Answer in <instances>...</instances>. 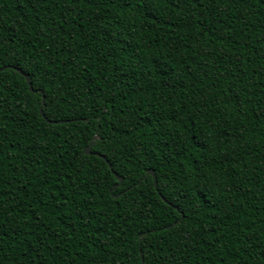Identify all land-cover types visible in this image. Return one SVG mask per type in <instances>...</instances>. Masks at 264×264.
<instances>
[{
	"label": "trees",
	"instance_id": "1",
	"mask_svg": "<svg viewBox=\"0 0 264 264\" xmlns=\"http://www.w3.org/2000/svg\"><path fill=\"white\" fill-rule=\"evenodd\" d=\"M6 66L0 264H264V0H0Z\"/></svg>",
	"mask_w": 264,
	"mask_h": 264
},
{
	"label": "water",
	"instance_id": "2",
	"mask_svg": "<svg viewBox=\"0 0 264 264\" xmlns=\"http://www.w3.org/2000/svg\"><path fill=\"white\" fill-rule=\"evenodd\" d=\"M5 68H13V69H15V70H17L18 72H20V73L23 74V72H22L21 69H19V68H15V67H11V66H6V67L2 68V69L0 70V74H1V71H3ZM24 76H25V78H26V80H27V82H28V84H29V86H30V90L33 91V87H32V85H31L30 78L28 77L27 74H24ZM41 113H42V115L44 116L42 109H41ZM48 122H49V123H57L56 121H51V120H48ZM85 153L88 154V155L93 154V152L91 151V146H88V147L85 149ZM94 154L97 155V156H99V157H101V158H103V159L107 162V164H108V166L110 167V169H112L111 164L108 162V160H107L103 155L98 154V153H94ZM114 174H115L116 178L118 179L119 184H121L122 181H123V178L120 177L117 173H114ZM147 174H148V175H152V176H154V172H153V170H151V169L148 170V173H147ZM116 187H117V185L114 187V189H115ZM162 199H163L165 202H167L165 198L162 197ZM179 221H180V220H179ZM179 221L175 222V224L178 223ZM170 227H171V225H170V226H167L166 228H170Z\"/></svg>",
	"mask_w": 264,
	"mask_h": 264
}]
</instances>
